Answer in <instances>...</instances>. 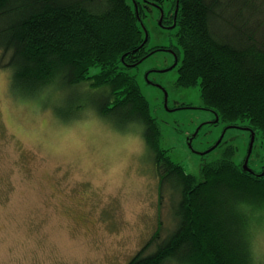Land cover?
Here are the masks:
<instances>
[{
  "label": "trees",
  "instance_id": "16d2710c",
  "mask_svg": "<svg viewBox=\"0 0 264 264\" xmlns=\"http://www.w3.org/2000/svg\"><path fill=\"white\" fill-rule=\"evenodd\" d=\"M148 13L128 0H0V67L27 98L48 103L65 90L66 120L90 97L121 129L142 127L161 193L168 185L180 199L174 228L162 236L160 221L127 264H254L264 226V0H180L169 44L181 59L176 84L199 86L220 122L255 132L252 171L233 146L202 163L200 176L161 147L160 121L133 72L157 47L148 48Z\"/></svg>",
  "mask_w": 264,
  "mask_h": 264
},
{
  "label": "rangeland",
  "instance_id": "374dc122",
  "mask_svg": "<svg viewBox=\"0 0 264 264\" xmlns=\"http://www.w3.org/2000/svg\"><path fill=\"white\" fill-rule=\"evenodd\" d=\"M154 9L144 17L148 48L169 41ZM177 57L159 50L133 68L160 121L161 147L196 176L229 143L241 160L252 131L234 126L219 147L198 153L217 142L226 123L212 121L215 114L203 106L199 86L176 84L181 59L165 70ZM11 76V69L0 67V264H127L160 221L162 236L168 235L180 193L168 185L161 193L142 127L121 129L93 108L90 97L88 109L66 120L59 115L71 109L65 90L45 103L11 88ZM165 91L169 108H192L169 110ZM255 236L254 264H264V226Z\"/></svg>",
  "mask_w": 264,
  "mask_h": 264
},
{
  "label": "flooded vegetation",
  "instance_id": "af4514ba",
  "mask_svg": "<svg viewBox=\"0 0 264 264\" xmlns=\"http://www.w3.org/2000/svg\"><path fill=\"white\" fill-rule=\"evenodd\" d=\"M134 3H137L138 4V7L140 6V2H141V5L142 7L146 10V12H149V13H153L154 12V8L157 9V12L159 13V17H155V21H156V24L158 27H160V29L162 31H167V36L169 37V41L167 44H161V45H157V47L152 50L151 54L154 53V52H157L159 50H164V51H167V52H170L172 54H175L176 53V50L175 48L173 47H170L169 44H170V38L172 37V35H174L173 33H175L174 31V28L176 27L177 25V19H178V10L180 8V0H133ZM155 3V4H153ZM151 6H154V8H151ZM148 31V29H147ZM149 32V31H148ZM150 54V55H151ZM177 55V53H176ZM178 56V55H177ZM178 58V57H177ZM177 60V64L176 66L178 65L179 63V58L176 59ZM175 60V62H176ZM174 62V63H175ZM173 63V64H174ZM172 64V65H173ZM171 65V66H172ZM175 67V66H174ZM169 110H176V109H181V108H192V105H189V104H184V105H176L175 108L171 109L169 107H167ZM208 109V108H207ZM209 110H212V109H209ZM214 112V114L216 115L215 111L212 110ZM216 118V116H215ZM215 119H213L212 121H214ZM218 123V122H217ZM216 125V124H215ZM229 129V124H225V128L223 129V132L222 134L220 135L219 139L222 137L223 133H225V136L228 132ZM248 132H250V128H246ZM243 130V129H242ZM250 135H251V132H250ZM250 138L252 136H249ZM191 138H189L190 140ZM218 139V140H219ZM223 139V137H222ZM225 139V138H224ZM224 139L220 142L221 144L224 142ZM217 140V141H218ZM217 143V142H216ZM216 143L214 145H216ZM221 144H218L217 147H219ZM214 145H212L211 147H213ZM233 145L230 143L227 145V148H230L232 147ZM254 146V145H253ZM210 147V148H211ZM216 147V148H217ZM194 148V147H193ZM226 148V149H227ZM215 149V148H214ZM213 149V150H214ZM225 149V150H226ZM208 150V149H207ZM195 151V150H194ZM206 151V150H205ZM195 152H198V151H195ZM211 152V151H210ZM200 153V152H198ZM209 153V152H208ZM201 154V153H200ZM201 155H204V154H201Z\"/></svg>",
  "mask_w": 264,
  "mask_h": 264
},
{
  "label": "water",
  "instance_id": "95a60500",
  "mask_svg": "<svg viewBox=\"0 0 264 264\" xmlns=\"http://www.w3.org/2000/svg\"><path fill=\"white\" fill-rule=\"evenodd\" d=\"M135 4H136V7H137V9H138V4H137V3H135ZM148 38H149V33H148L147 29H146V40H147ZM176 64H177V60H176V62H175L171 67H169V68H167V69H165V70L172 69L174 66H176ZM165 104H166V107H168V93H167V91H165ZM218 121H219V116H218V114L216 113V118H215V120H214L213 122H214V123H217ZM211 122H212V121H211ZM198 130H199V128H198ZM223 135H224V134H223ZM223 135H222V137H223ZM222 137L217 141L216 145H214L213 147L209 148L208 150H206V151H204V152H200V153H201V154H206V153L212 151L214 148L217 147L218 144H220V142L222 141ZM254 141H255V132L253 131V132H252V137H251V142H250V145H249V148H248V153H247V156H246V159H245V162H244V168H245L246 170H248V171H252V168L248 166V163H249V158H250V156H251V154H252ZM189 145H190L191 147H193V144H192V138L189 140Z\"/></svg>",
  "mask_w": 264,
  "mask_h": 264
}]
</instances>
